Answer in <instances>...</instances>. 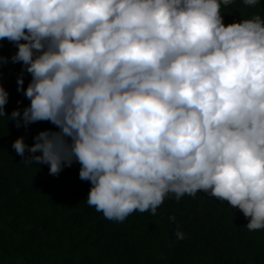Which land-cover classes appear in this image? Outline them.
Returning <instances> with one entry per match:
<instances>
[{
    "label": "clouds",
    "instance_id": "1",
    "mask_svg": "<svg viewBox=\"0 0 264 264\" xmlns=\"http://www.w3.org/2000/svg\"><path fill=\"white\" fill-rule=\"evenodd\" d=\"M232 3L0 0V39L30 75L10 116L0 86V115L55 126L15 152L52 175L78 162L87 204L110 220L203 190L264 228V16L225 25Z\"/></svg>",
    "mask_w": 264,
    "mask_h": 264
},
{
    "label": "trees",
    "instance_id": "2",
    "mask_svg": "<svg viewBox=\"0 0 264 264\" xmlns=\"http://www.w3.org/2000/svg\"><path fill=\"white\" fill-rule=\"evenodd\" d=\"M221 12L225 25L264 16V0L255 7L233 0ZM15 50L0 39V57L7 58L0 61L6 116L29 103L17 91V76L26 87L30 75L11 61ZM44 129L55 126L36 121L17 127L0 115V264H264V228L249 231L250 217L203 190L179 200L166 195L155 215L134 210L122 222L105 218L86 202L91 185L79 178L78 162L52 175L47 164L23 163L27 149L25 157L15 152L14 139L31 145ZM177 227L183 240L176 238Z\"/></svg>",
    "mask_w": 264,
    "mask_h": 264
}]
</instances>
